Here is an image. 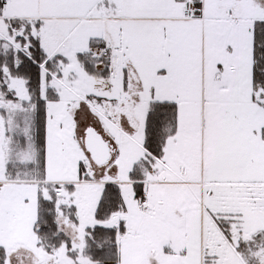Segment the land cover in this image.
<instances>
[{"label": "snow or ice", "instance_id": "1", "mask_svg": "<svg viewBox=\"0 0 264 264\" xmlns=\"http://www.w3.org/2000/svg\"><path fill=\"white\" fill-rule=\"evenodd\" d=\"M0 264H264V0H0Z\"/></svg>", "mask_w": 264, "mask_h": 264}]
</instances>
